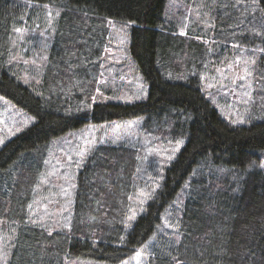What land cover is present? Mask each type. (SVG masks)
<instances>
[{"label": "trees", "instance_id": "trees-1", "mask_svg": "<svg viewBox=\"0 0 264 264\" xmlns=\"http://www.w3.org/2000/svg\"><path fill=\"white\" fill-rule=\"evenodd\" d=\"M170 1L0 0V115L8 105L29 120L0 148V264H264V52H254L264 0H179L167 22ZM109 21L130 26L127 51L148 91L138 103H92L108 92L97 80ZM235 44L256 61L238 126L204 88ZM139 119L158 146L183 144L173 162L139 181L143 149L97 145L61 220L34 212L54 190L39 193L53 142Z\"/></svg>", "mask_w": 264, "mask_h": 264}, {"label": "rangeland", "instance_id": "rangeland-1", "mask_svg": "<svg viewBox=\"0 0 264 264\" xmlns=\"http://www.w3.org/2000/svg\"><path fill=\"white\" fill-rule=\"evenodd\" d=\"M170 2L169 8L166 11L167 22L173 20L174 15L177 14L176 8L180 5L179 0H172ZM189 12L190 10L187 14ZM194 16L196 17V14ZM107 27L109 28V34L106 36L104 53L100 62L101 75H99L97 81L101 84L99 89L104 90L106 85L108 92H97L92 103H138L140 100L146 99L148 91L147 84L142 80L127 51V31L130 26L125 23L118 25L108 23ZM207 28L208 26H205L203 31H207ZM234 46L235 48L233 49L225 50L223 58L220 61L221 64L216 62L211 64L212 69L216 68V74L211 76V83H208L206 80L204 81V88L207 97L209 98L210 96L216 102V107L219 109L222 118L226 122L238 126L248 123V116L245 115V112L255 98L252 95L254 88L249 81L250 76L245 80L237 79L238 76L244 75L243 70L247 65L244 56L246 57L248 52L247 50L246 52L240 51L241 47L237 44ZM217 47V53H219L221 48ZM210 53L212 55L215 54L213 51H210ZM250 62L248 59V64H250L249 69L252 71ZM234 79L236 80L235 84L232 82ZM222 94L229 95V104L227 103V98L222 96ZM3 108L4 112L0 115V141L3 142L0 143V148L10 138L20 134V132L26 130L29 126V120L20 112L16 113L8 105H4ZM241 120L243 122H240ZM141 126V119L102 125L89 124L85 125V128L69 133L63 139L53 142L49 149L50 157L46 169L48 179L39 189V193L44 192L48 185L51 188L53 187L54 190L53 192L44 193V196L38 195L34 212L39 213L40 216H53L57 222L69 210L73 197L75 176L78 172L77 169L86 158L82 159L78 153L87 146L88 141L93 142V149L97 145L108 144L117 147L123 145L143 149L144 151L142 150L141 153L146 157L143 159L144 162L142 160L140 164L139 181L150 177L153 178V176L160 173L164 169V166L174 161L183 144L168 143L158 146L153 138L148 139L142 133ZM17 128H20V131H17ZM151 143L156 146L152 145L148 150L147 147ZM54 169H58L57 174L48 176ZM63 189H67V192L63 191ZM141 192L147 194L142 188L139 189V195Z\"/></svg>", "mask_w": 264, "mask_h": 264}, {"label": "snow or ice", "instance_id": "snow-or-ice-1", "mask_svg": "<svg viewBox=\"0 0 264 264\" xmlns=\"http://www.w3.org/2000/svg\"><path fill=\"white\" fill-rule=\"evenodd\" d=\"M253 3H254V4L258 3V0H253ZM45 7H47V5H46ZM255 10H256V9H253V11H255ZM109 23L111 24L112 21H109ZM15 31H16V32H20L21 30H20V29H15ZM181 34L183 35L184 33H181ZM256 35H264V34L257 32ZM254 52H264V48L255 49ZM246 63H248V62H246ZM250 63L254 65V64L256 63V61H255V60H252ZM243 71H244V75H242V76H238L237 79L245 80L247 77L253 75V72H252L248 67H245ZM25 82L27 83V80H26ZM232 82L235 84L236 80L234 79ZM249 86H250V85H249ZM137 98H139V97H137ZM250 98H251V97H250ZM0 99H3V97H0ZM240 122H243V120H241ZM234 123H235V121H234ZM17 131H20V128H17ZM2 142H3V141H0V143H2ZM101 142H102V141H101ZM177 143L179 144V143H181V142L178 141ZM93 148H94V144H93V142H92V141H88V142H87V146H86L85 148H83L82 151H81L80 153H78V154H79V155L81 156V158L83 159L84 157H86V156H88V155H90V154L92 153ZM44 163H45V164H48L49 161L45 160ZM259 167L264 168V163L260 164ZM57 172H58V169H54L51 173L48 174V176L56 175ZM47 179H48V177L45 176V178H44L41 182H42V183H46V182H47ZM185 187H188V185L186 184ZM63 191L67 192V189H63ZM140 195H141V196H145L146 198H150V197L148 196V194L143 193V192H141ZM130 199H131V197H130ZM141 203H143V201H141ZM174 203H176V202H174ZM31 207H32V205H29V208H31ZM177 207H179V204H177ZM134 217H135V213H133V215L129 216L128 219H129V220H132V219H134ZM33 223H37V222H36V221H33ZM66 226H67V225H66ZM160 227H161L160 225L157 226L158 229H159ZM163 227H164V228H169V227L174 228V230L176 231L175 239H176L177 242H179V239H180V233H179V231H178V225H172V224H170L169 221L165 218V220H164V224H163ZM49 234H51V233H49ZM154 238H155V237H153V239H154ZM144 247L146 248L147 245H145ZM139 254H140V253H138L137 255H139ZM177 264H182V262H181V261H177Z\"/></svg>", "mask_w": 264, "mask_h": 264}]
</instances>
